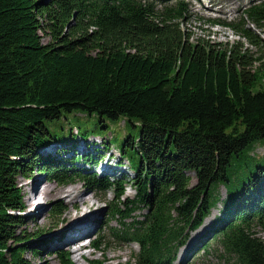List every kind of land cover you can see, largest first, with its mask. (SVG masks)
<instances>
[{
  "label": "trees",
  "instance_id": "trees-1",
  "mask_svg": "<svg viewBox=\"0 0 264 264\" xmlns=\"http://www.w3.org/2000/svg\"><path fill=\"white\" fill-rule=\"evenodd\" d=\"M166 1L160 11L150 0H0V264H34L27 251L40 253L33 241L44 231L17 230L27 218L18 176L34 169L57 183L81 179L92 191L112 190L118 224L108 239L137 244V264H175L223 186L212 240L234 264H264V237L255 232L264 231V155L255 152L264 144L260 58L239 42L192 41L180 23L187 3ZM245 15L264 31V1ZM209 21L258 41L243 21ZM75 111L124 118L132 131L104 149H90V138L96 145L107 124L53 134L48 122ZM110 143L119 150L115 179L93 170ZM103 244L109 240L92 243ZM210 244L201 243L206 251ZM58 256L74 264L65 251Z\"/></svg>",
  "mask_w": 264,
  "mask_h": 264
},
{
  "label": "rangeland",
  "instance_id": "rangeland-1",
  "mask_svg": "<svg viewBox=\"0 0 264 264\" xmlns=\"http://www.w3.org/2000/svg\"><path fill=\"white\" fill-rule=\"evenodd\" d=\"M154 2L157 9L164 10L166 0H150ZM175 0H170L172 3ZM264 0H185L189 7V15L186 19L181 20V27L183 30L191 35L192 41L210 40L222 44H237L238 42L247 49L254 58H260L254 63V69L259 70L260 80L258 87H264V31L257 25L253 24L251 20L245 15V9L251 3H258ZM220 19L227 22L240 23L243 21L244 26L250 30L251 33L257 36V43H251L242 32L235 30L231 26L215 25L209 20ZM44 42L50 41V37L46 34L43 35ZM101 124H107V127L101 131L102 136L96 137L97 144L90 138L91 146L105 148V141L115 136L117 142L128 135L132 130L126 125L125 119L110 120L108 118L101 119L97 113L89 114L85 112H63L60 119L48 122L53 134L57 137L68 135L71 128H78L81 132L85 130H94ZM76 132V129H74ZM82 145V143H81ZM108 153L102 160V165H99L93 170L96 173L101 171L108 172L110 177L115 179L120 177L121 171L116 172L114 165H119V150L116 144L109 145ZM255 152L259 155H264V144H258ZM70 152L69 154H71ZM109 153L111 156L109 157ZM67 156V155H66ZM109 160L107 163L106 161ZM123 168L129 177L133 174L128 171L126 159L123 160ZM79 163V165H81ZM32 177L18 176V184L23 190L24 201L26 204L27 216L24 224L17 226L18 231H24L25 235L37 232L38 230L44 231L43 236L37 238L35 246L40 252L39 255H34L31 251H27L28 257L34 264H60L58 252L60 250L69 254L71 261L74 264H137L135 255L139 251V246L135 243L132 244H119L111 239H108V230L110 226L118 224L117 220L112 217L110 211V204L114 200V192L112 190L106 193L94 190L83 180L76 179L69 183H57L47 179V173L33 170ZM193 184L196 182V177L193 173ZM39 189L47 191L48 194L42 196L36 193ZM79 190L78 196L87 198V204L77 203L74 204L66 195V191ZM126 196L133 197L136 190L129 183L125 188ZM44 197V198H43ZM227 199V190L225 187H220L219 200L213 208L211 214L205 218L203 223L196 229L188 231L186 242L179 248L175 264H234L232 258H229L217 241L212 240L213 234L211 231L216 226L217 217L222 215L224 210V201ZM89 206V207H88ZM60 207L61 214L53 215V208ZM99 213L94 225L91 228L78 226V232L67 233L70 224L74 221L82 219L88 214ZM140 213V211H137ZM98 221V223H97ZM97 224V225H96ZM96 226V229L94 230ZM98 226V227H97ZM90 229L93 233L81 239L82 245L86 244L87 249H81V245H76L79 235L82 236L84 231ZM255 232L264 237V231L261 227H256ZM104 242L109 240V244L102 245L99 249L94 248L92 243L94 240ZM70 240L76 242L74 245L64 247V242ZM209 241L211 244L208 246V251L205 250L202 242ZM78 250H75L77 249Z\"/></svg>",
  "mask_w": 264,
  "mask_h": 264
},
{
  "label": "bare ground",
  "instance_id": "bare-ground-1",
  "mask_svg": "<svg viewBox=\"0 0 264 264\" xmlns=\"http://www.w3.org/2000/svg\"><path fill=\"white\" fill-rule=\"evenodd\" d=\"M78 191L79 190H71V191H66L65 193H66L67 197H69L70 200L74 204H77V203L87 204L88 199L87 198H83V197L80 198L79 197L80 195L78 196ZM36 193H38V195L40 193L42 196H45V197L48 194L47 191H44V190L42 191V189H39L38 191H36ZM98 215H99V213H92V214L86 215L85 217H83L82 219H79L78 221H74L73 224H70L68 226V229L65 232H67V233H73L74 232L75 233V232H78L79 230H83L82 228L81 229H77L78 226H80V227L89 226L88 228H91L92 229V226L95 224L94 223V220H96V218L98 217ZM97 223H98V221H97ZM95 229H96V226H95L94 230ZM92 233L93 232L90 229H88L87 231H84V233L82 234V236L79 235V237H78L77 240H74V241L77 242L76 245H78V246L81 245V249L80 250L87 249V245L86 244L82 245L81 239L83 237H85V236L91 235ZM76 242H71L70 240H66V242H64V245L63 246L64 247H68V246H70L72 244L74 245V243H76ZM75 250H78V247Z\"/></svg>",
  "mask_w": 264,
  "mask_h": 264
}]
</instances>
